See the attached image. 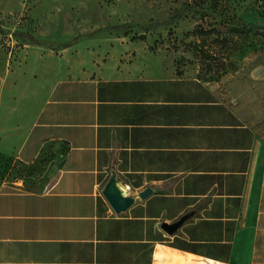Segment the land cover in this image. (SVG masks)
Listing matches in <instances>:
<instances>
[{"label":"crops","instance_id":"0c3cea01","mask_svg":"<svg viewBox=\"0 0 264 264\" xmlns=\"http://www.w3.org/2000/svg\"><path fill=\"white\" fill-rule=\"evenodd\" d=\"M11 78L0 154L57 168L0 182V264H264V135L205 81L157 61L76 76L49 55ZM112 171L154 193L116 214Z\"/></svg>","mask_w":264,"mask_h":264},{"label":"rangeland","instance_id":"374dc122","mask_svg":"<svg viewBox=\"0 0 264 264\" xmlns=\"http://www.w3.org/2000/svg\"><path fill=\"white\" fill-rule=\"evenodd\" d=\"M33 55L76 76L157 61L205 81L264 135V0H0L2 85ZM45 160L0 154V182L46 179L57 163Z\"/></svg>","mask_w":264,"mask_h":264},{"label":"water","instance_id":"95a60500","mask_svg":"<svg viewBox=\"0 0 264 264\" xmlns=\"http://www.w3.org/2000/svg\"><path fill=\"white\" fill-rule=\"evenodd\" d=\"M153 193L154 190L150 187H146L141 192H130L121 184L115 171H112L110 180L104 185L102 190L104 198L116 214L128 211L136 202L147 199ZM187 218L184 217L173 224H165L164 229L168 233H173Z\"/></svg>","mask_w":264,"mask_h":264},{"label":"trees","instance_id":"16d2710c","mask_svg":"<svg viewBox=\"0 0 264 264\" xmlns=\"http://www.w3.org/2000/svg\"><path fill=\"white\" fill-rule=\"evenodd\" d=\"M180 19H181V14H176V15L172 16L168 21L172 22V21H177V20H180ZM168 21L164 22V23H155L151 27H156V26H160V25L166 24V23H168Z\"/></svg>","mask_w":264,"mask_h":264}]
</instances>
